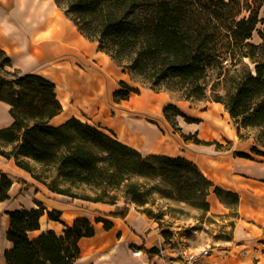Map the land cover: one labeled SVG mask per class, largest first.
<instances>
[{"label": "trees", "instance_id": "obj_1", "mask_svg": "<svg viewBox=\"0 0 264 264\" xmlns=\"http://www.w3.org/2000/svg\"><path fill=\"white\" fill-rule=\"evenodd\" d=\"M54 1L85 38L97 42L99 50L134 80L181 100L221 103L238 130L260 129L259 141L264 145V31L259 30L260 43L251 41L264 22L260 18L264 0ZM0 58L12 66L5 51L0 50ZM246 60L254 63V71ZM239 66H244L243 74L238 73ZM214 71L217 77L212 79ZM120 86L114 93L116 102L140 93L124 81ZM0 100L10 104L14 118L10 127L0 129V155L14 159L54 193L116 205L122 191L124 207L108 217L125 220L130 205L143 202L145 186L140 180L146 179L158 181L152 189L159 194L206 210L212 190L229 207L225 194L234 198L237 213L240 195L216 185L187 158L145 156L76 117L51 125L63 105L56 84L43 76L24 74L14 82L0 78ZM170 110L190 120L175 104H168L164 114L170 123ZM195 143L206 144L200 139ZM252 151L264 156L258 146ZM237 156L252 159L245 153ZM12 185L13 180L1 173L0 204L11 199ZM37 205L7 213V239L12 246L4 251L6 264H77L80 241L95 235L94 223L79 217L70 226L62 221L60 211L52 210L48 218L61 223L63 232L33 236L46 214L44 205ZM96 222H103L106 230L113 227L104 218ZM141 250L150 261L158 255L156 248Z\"/></svg>", "mask_w": 264, "mask_h": 264}, {"label": "crops", "instance_id": "obj_2", "mask_svg": "<svg viewBox=\"0 0 264 264\" xmlns=\"http://www.w3.org/2000/svg\"><path fill=\"white\" fill-rule=\"evenodd\" d=\"M2 1L0 0V50L5 51L9 55L12 60V67L19 72L37 74L56 84V92L58 99L63 105V111L51 120V125L59 126L72 117L80 119L79 116H81L85 118L83 122H88L101 129L145 156L156 154L187 158L195 162L216 185L228 189L231 188L223 180L234 174L231 166L236 161L228 152L223 155V152L220 150V152H217L213 146H202L197 143L187 145L177 154H168L157 150L159 142L165 137L160 129L154 124L147 125L138 118L132 119L124 115L128 111L125 110L123 103L128 102L132 95L128 100L121 102L114 100V93L120 88L115 84L112 77L115 73L113 66L110 67L107 64L103 72L100 73L96 68H92L87 64V67H89L87 71L82 70L84 72L78 73L80 81L82 79L84 81H82V90L76 89L75 84L71 83L68 86H64L62 80L59 79L62 84L61 87L58 81L49 75L51 72H48V68L51 67L53 62L58 61L57 63H60L64 61L63 64H71L75 59H80L87 63L88 55L89 57L94 55L90 44H97L99 48L97 42H92L81 34L76 25L65 15L54 0H37L38 7L35 10H32L30 4L24 7L19 6L17 0L9 7L3 5ZM57 16L62 17L64 24L70 30H76L83 48L76 49L72 53L66 51L58 55L60 42H56L55 46L48 44L47 34ZM37 38L38 41L36 42ZM67 44L66 42L64 43V45ZM66 49L71 52L70 49ZM99 52L105 56V61H110L121 70L122 79L119 80V84L121 81L127 83L125 76H128L134 83L140 84L128 72L118 66L105 52L100 50ZM58 65L60 66L61 64ZM63 68L61 66L60 68L51 69L54 70L52 71L55 72L54 75L58 72V76L61 77ZM72 78L75 77L72 74H68L65 80L68 81L70 79L71 81L73 80ZM103 84L109 85L110 90L108 92L104 91L103 88L105 87ZM157 94H168L173 97V94L168 92ZM163 115L167 120L164 109ZM13 123L14 118L11 115L10 104L0 100V129L10 127ZM244 162L246 161L241 159L237 161V164H246ZM246 166L254 171L253 181L256 192L248 195L240 189H235L240 195V203L237 210L238 218L234 227L233 240L228 247L217 250L220 253L219 256L215 254L210 256V264H264V210L263 212L261 210V208L264 209V204L259 205L258 202L254 201V197L259 198L257 197L259 194L257 190L264 192V159H254V164H247ZM1 173L7 174L13 180L10 190L11 199L0 204V222H2L0 234L4 237V244L0 245V255H2L4 262V251L12 246V243L7 239V231L10 224L7 213L22 208L31 209L37 207L38 203L44 205L46 214L42 217L41 229L34 231L32 233L33 236L47 231H55L58 234L63 232L64 226L61 223L48 218V211L52 210L60 211L62 221L70 226L79 217L89 218L94 223L96 228L95 235L83 238L80 241L82 254L77 264H80L87 252L89 254L87 264H153L158 262L157 260L164 261L159 257V253L150 261L149 256L141 250L142 246L148 250L154 247H149L146 242L149 234H146L144 224L147 223V220L144 214L137 211L134 206L130 205L129 214L125 220L108 217L109 213L123 208L124 205L121 203L111 205L79 199L73 200L68 196L54 193L45 185L36 181L29 172L20 168L14 159H7L2 155H0ZM25 183L32 185L39 183L47 188V192L32 193V195V189H30V192H26ZM241 184L249 185L246 182ZM26 197L32 198L30 205L25 203ZM260 210L262 216L259 214ZM97 218L110 220L113 223V227L106 230L103 222H96ZM131 246L140 249L142 254L134 256L130 251ZM214 257L217 260H214Z\"/></svg>", "mask_w": 264, "mask_h": 264}, {"label": "rangeland", "instance_id": "obj_3", "mask_svg": "<svg viewBox=\"0 0 264 264\" xmlns=\"http://www.w3.org/2000/svg\"><path fill=\"white\" fill-rule=\"evenodd\" d=\"M244 1V0H243ZM247 15V13H244ZM260 18L264 19V7L261 10ZM259 30L264 31V22L259 23L258 31L254 33L252 43H260L262 41ZM92 47L93 57H89L88 62L84 63L80 59H75L71 64H63V62L52 63L51 67L48 68L54 79L61 85L68 86V84H75L76 89L82 90L83 79L80 81L79 74L87 71V64L92 68H96L100 73L108 66H113L115 73L113 79L115 84L121 88L119 80L122 79L121 70L110 61H105V56L99 52V48L96 45L90 44ZM7 54V53H6ZM8 55V54H7ZM9 56V55H8ZM250 64V68L254 71L255 65L250 60H246ZM69 63L68 61H66ZM58 64H61L60 66ZM230 66L228 62L225 63ZM0 78L6 79L7 81H16L18 77L24 75L23 73L16 70L14 67L6 64L4 58H0ZM63 73L58 76V72H55L51 68H60ZM244 66H239V74H243ZM84 70V71H82ZM237 73V72H233ZM68 74H72L75 78L70 81L65 80ZM64 77V78H63ZM217 77V72H213L212 79ZM62 80V84L59 81ZM125 80L132 87L140 89V93L132 94L128 102H124L125 110L128 111L127 115L132 119L138 118L147 125L154 124L160 129L165 135L164 138L158 144V151H164L168 154H177L187 145L195 144L196 139H200L206 144L202 146H213L217 152H223V155L228 152L234 159L235 164L231 166L234 174L229 178L223 179L224 182L231 187L230 189L220 186L226 190L237 192L235 189L242 190L245 194H255L254 190V171L246 166L247 164H254V159H264V156L255 154L252 149L254 146H258L264 151V145L260 143V129L258 128H241L238 130L235 121L232 119L230 114L226 111L222 104H215L213 101H188L179 99L173 95L171 97L168 94H157L150 90V88L143 86L141 83H134L128 76H125ZM70 81V82H69ZM104 83V82H103ZM81 85V86H80ZM104 91L110 90L108 84H103ZM108 86V87H107ZM18 84H15V88ZM164 97V98H162ZM168 103H175V105L190 119H186L183 116H178L175 110H170L169 114L172 117L173 124L167 121L163 115V109ZM195 121V122H191ZM186 137H189L186 139ZM220 150V151H219ZM227 153V154H228ZM237 153H245L252 159L248 160L237 156ZM216 155V154H214ZM244 159L246 164H237V161ZM253 161V162H252ZM39 170V167H35ZM242 182L249 183V185H242ZM143 184L142 192V203H133L132 206L142 214L147 220L144 225L146 231L147 240L149 247L153 246L158 249L159 257L163 259L157 260L153 264H162L164 262L169 263L170 261H182L191 253H196L203 250H209V256L203 259L202 264H210L209 258L215 254L217 256L220 253L218 249L228 247L233 240L234 227L237 222L238 214L236 211V204L234 198L226 196L225 198L229 207L224 204L217 195L210 192L208 201L210 203L209 210L193 206L187 202L179 201L173 198L165 197L159 194L152 187L158 184V181L140 180ZM27 188L26 192L37 194L38 192L46 193L47 188L43 185L36 183L35 185L25 183ZM258 191L254 201L259 205L264 204V192ZM238 193V192H237ZM33 195V194H32ZM31 195V196H32ZM118 202L124 205V193L121 191L117 193ZM31 197H26L25 200L28 205L31 204ZM221 203H220V202ZM262 212L264 209H262ZM261 210L259 211L262 216ZM2 222H0L1 228ZM46 225V224H45ZM149 229V230H148ZM4 244V237L0 234V245ZM92 248V247H91ZM135 250H140L135 246L130 247L131 253ZM1 253V252H0ZM88 252L85 253L83 260L80 264H87ZM179 259V260H176ZM214 260H217L215 257ZM0 264H5L2 255H0ZM95 264V263H94ZM113 264V263H111Z\"/></svg>", "mask_w": 264, "mask_h": 264}, {"label": "bare ground", "instance_id": "obj_4", "mask_svg": "<svg viewBox=\"0 0 264 264\" xmlns=\"http://www.w3.org/2000/svg\"><path fill=\"white\" fill-rule=\"evenodd\" d=\"M15 0H3V5L11 6L14 3ZM17 3L19 6H27V4H30L32 7V10L37 9L38 7V1L37 0H17ZM47 39L49 41V45L55 46L56 42H60L59 45V54H63L66 51L68 53H72L76 49L83 48V45L81 41L78 39V35L76 30L69 29L64 24L62 17L57 16V19L52 23L51 28L47 34ZM38 41V38L36 39V42ZM68 43L67 45H64V43ZM66 48L70 49L71 52H69ZM54 50H56L54 48ZM56 52V51H55ZM58 53V52H57ZM82 121H85V118L79 116Z\"/></svg>", "mask_w": 264, "mask_h": 264}, {"label": "built area", "instance_id": "obj_5", "mask_svg": "<svg viewBox=\"0 0 264 264\" xmlns=\"http://www.w3.org/2000/svg\"><path fill=\"white\" fill-rule=\"evenodd\" d=\"M141 254L142 252L140 250H135L133 252L134 256H140ZM207 256H209V250H203L189 254L182 261H170L169 263L164 262L163 264H202L203 259Z\"/></svg>", "mask_w": 264, "mask_h": 264}]
</instances>
